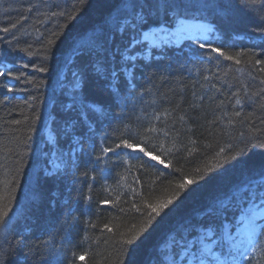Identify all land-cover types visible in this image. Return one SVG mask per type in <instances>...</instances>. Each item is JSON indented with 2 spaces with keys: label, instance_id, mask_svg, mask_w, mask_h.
Wrapping results in <instances>:
<instances>
[{
  "label": "trees",
  "instance_id": "obj_1",
  "mask_svg": "<svg viewBox=\"0 0 264 264\" xmlns=\"http://www.w3.org/2000/svg\"><path fill=\"white\" fill-rule=\"evenodd\" d=\"M115 3L0 0V28L19 22L0 32V61L33 77L16 81L12 92L0 77V264H167L168 252L177 255L202 228L222 235L227 223L234 231L252 198L264 199L257 179L264 147H254L264 144V64H254L264 61V0H225L223 8L191 13L216 28L212 48L240 64L208 48L163 42L152 59L137 61L131 85L116 51L126 36L107 51L80 48L103 32ZM112 70L121 93L115 100ZM77 77L85 107L69 109ZM123 140L136 151L115 149ZM53 150L62 163L54 170ZM245 264H264V232Z\"/></svg>",
  "mask_w": 264,
  "mask_h": 264
},
{
  "label": "snow or ice",
  "instance_id": "obj_2",
  "mask_svg": "<svg viewBox=\"0 0 264 264\" xmlns=\"http://www.w3.org/2000/svg\"><path fill=\"white\" fill-rule=\"evenodd\" d=\"M257 0H249V6H255ZM225 4V0H205L203 5H199L197 3H193V0H116V3L113 5V10L116 11V15L112 14L110 11L105 18L104 30L101 34H93L92 39L88 43H82L80 48L82 50L91 52L95 49H104L107 51V46L111 45L115 41V37L117 35L126 36V44L123 48V51L120 50V47L117 46L116 51L121 57V64L122 68L121 71L128 76L129 85H131L132 78H133V70L136 67L138 60H150L153 58L154 51L160 50L162 47L157 46L155 43L151 42L150 37L154 35L153 29H163L167 28L169 31L175 29L176 24L178 21H188V18L196 19L191 15V13L199 12L203 8L206 11H215L216 9L223 8ZM199 18H203L202 16ZM18 23H11L10 27L5 26L0 28V32L2 33H9L13 29L18 28ZM203 26V23H199ZM205 29L206 36L204 34H198L196 36L185 35L180 39L178 45H172L175 47H182L187 44L190 48H199V49H211L218 53L220 56L224 57L229 61H234L236 64H240L241 60L236 56L226 55L224 51L220 48H212L211 44V33L214 31V28L211 24ZM261 35L258 37L261 40H264V29L260 30ZM12 39L15 40L17 37L13 34ZM10 43V41H9ZM53 41L49 40L48 44H52ZM163 47H168L167 45ZM137 48H140L139 51H136ZM21 51L26 52L29 56L32 53L29 51L28 48H23ZM249 62L252 61V57H248ZM255 65L264 64V61L259 59L254 61ZM24 68H28V64L23 65ZM33 68H36L33 65ZM41 73H46L49 71L47 67H39L37 69ZM97 74L103 75L105 69L100 67L99 65L95 69ZM259 71L264 72V67H261ZM111 92L113 93L114 100L117 96H120L121 93L119 89L116 87V80L118 77V73L116 70H112L111 73ZM0 77L7 78L3 82V86L7 88L8 92H12L15 90L14 85L16 81L23 80L24 83H32L33 77L27 75V73L21 71L17 74L13 67L6 62L0 61ZM134 86V85H133ZM39 87V86H37ZM83 87V81L77 77V83L75 88L77 91H74L73 98L71 102L67 104V108L75 109L77 107L83 109L85 107L84 101L79 94L80 89ZM55 95V93H54ZM235 103L237 105L241 104L240 99H236ZM88 108H97L95 104H88ZM236 116H239L240 113L236 112ZM19 123V121H16ZM79 143V141H77ZM254 147L262 148L264 144L257 143ZM119 148H127L133 151H136L135 145L129 143L127 140L121 141L119 144L115 146V149ZM114 148H107L105 149L108 153H114ZM140 152H144V149H139ZM224 152V149H221V153ZM148 155L152 160L158 161L159 164L163 165L165 162L161 160L157 156H153L151 153H145ZM222 159L225 162H228L231 159H235L234 157H229L224 155ZM167 167V165H165ZM213 169H207V171L211 172ZM258 178L260 180H264V169H262L258 174ZM187 184L193 183L192 180H187ZM185 187L184 184L179 186L180 189ZM264 190V188H261ZM180 193L177 191L174 193L175 196H178ZM232 200L233 198H229L225 200V203L222 205L223 208V215L226 218V214L232 210ZM172 200H166L163 203L158 204L153 210L159 212V210L167 207L168 204H171ZM245 207H248V204H245ZM251 211L249 212V220L255 226L253 229L254 234H259L264 232V199H259L257 197L252 198L251 203ZM3 219V215H0V220ZM108 228L107 225H105ZM222 227V225H221ZM111 231V229H108ZM205 232H211V236L213 238L219 235V231L214 230L213 225L207 226L204 229ZM219 248V245H217ZM213 249L212 251H215ZM252 251H248L247 253H241L243 264L246 262V258L249 257V253ZM79 259L83 260L84 257L81 255ZM197 264H203L201 261H197ZM211 264V261H209Z\"/></svg>",
  "mask_w": 264,
  "mask_h": 264
},
{
  "label": "rangeland",
  "instance_id": "obj_3",
  "mask_svg": "<svg viewBox=\"0 0 264 264\" xmlns=\"http://www.w3.org/2000/svg\"><path fill=\"white\" fill-rule=\"evenodd\" d=\"M191 20V19H189ZM188 20V21H189ZM192 21V20H191ZM187 21H178V25L175 29L169 31L167 28L163 29H153L154 35L150 37L151 42L155 44H160L163 42H176L179 43L180 39L185 35H190V33L194 32V34L190 36H196L198 34L207 35L206 32L197 27L195 24H186ZM178 26H181V30H177ZM192 32H187V31ZM49 134V139L52 141L53 134ZM51 166L54 170L55 168H59L62 163L59 160L58 156L55 155V152L51 153ZM251 205L241 213L240 220L241 222L238 225V228L233 232L230 231L231 226L229 224L226 225L225 235H226V243L228 245V249H230L231 257L230 262L226 256L221 254L219 250L212 251L214 248V244L216 239L211 236V232H205L200 235V237L196 240H191L188 246H180L179 252L177 255L173 251H169L166 259L169 264H197V261L203 262V264H242L243 259L241 253H247L248 251H252L255 246V241L257 239L258 234L253 233L254 225L249 220V212L251 211ZM168 248L172 249L171 245H168ZM200 248L199 254H197L196 250ZM252 251L249 253H252ZM221 254V255H220ZM223 258V259H222Z\"/></svg>",
  "mask_w": 264,
  "mask_h": 264
},
{
  "label": "bare ground",
  "instance_id": "obj_4",
  "mask_svg": "<svg viewBox=\"0 0 264 264\" xmlns=\"http://www.w3.org/2000/svg\"><path fill=\"white\" fill-rule=\"evenodd\" d=\"M199 23H203L204 25L201 26ZM186 24L187 25H189V24H195V25H197V27L203 29L204 31L209 26L208 25L209 23L206 22V21H204V20H202V19L200 21H198V20H192V21L189 20V21L186 22ZM180 27L181 26H178L177 30L182 31ZM212 27L214 28V31L211 33V37L217 35L216 28L214 26H212ZM187 32H192V31L189 30ZM192 34H194V32L190 33V35H192ZM177 44H179V43H177ZM225 227H226V225H225ZM204 229L205 228H202L200 230V233H201L200 235H202L204 233V231H205ZM215 239H216V242L214 244V248L213 249L219 250V252L222 253V254H227V253L230 252V249H228V245L226 243L227 241H226V235H225V228L224 227L222 229V235H218L217 237H215ZM217 245H219V248H217Z\"/></svg>",
  "mask_w": 264,
  "mask_h": 264
}]
</instances>
